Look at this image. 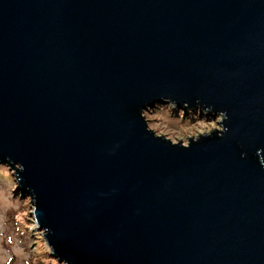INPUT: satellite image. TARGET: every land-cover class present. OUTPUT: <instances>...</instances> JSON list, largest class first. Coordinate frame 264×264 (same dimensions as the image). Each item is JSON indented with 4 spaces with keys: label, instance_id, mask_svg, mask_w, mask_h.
I'll list each match as a JSON object with an SVG mask.
<instances>
[{
    "label": "water",
    "instance_id": "95a60500",
    "mask_svg": "<svg viewBox=\"0 0 264 264\" xmlns=\"http://www.w3.org/2000/svg\"><path fill=\"white\" fill-rule=\"evenodd\" d=\"M164 97L229 131L154 138ZM9 158L69 264H264V0H0Z\"/></svg>",
    "mask_w": 264,
    "mask_h": 264
},
{
    "label": "clouds",
    "instance_id": "9594fccd",
    "mask_svg": "<svg viewBox=\"0 0 264 264\" xmlns=\"http://www.w3.org/2000/svg\"><path fill=\"white\" fill-rule=\"evenodd\" d=\"M193 110L187 101L182 107L169 97H164L163 102L155 104H146L139 111L140 118L144 121L145 130L152 133L154 138L162 139L170 143L173 147H181L189 149L193 143H199L202 138L210 137L214 132L223 137L229 131L225 127V121L229 120V116L225 111L216 113L215 118L209 119L208 115L212 112L211 106H199ZM178 109V111H177ZM187 110V112L185 111ZM174 112L176 114H174ZM172 122L179 124L183 132H178L176 135H168L161 131V127H171ZM262 150H257V155H260ZM245 154L241 153L243 157ZM260 164L264 167V158L260 159ZM23 166L18 162H13L8 159V162L0 161V264H8L9 253L17 257V264H28L31 253L19 247V241L14 240L13 245L9 248H4L5 229H6V213L10 210L19 211L21 204L24 205L26 215L23 217V224L17 223V229L21 234L29 233L32 237L31 243L40 249L39 255L44 257L45 264H69L67 259H62L55 255V247L47 239L49 235H54L50 229L32 228L33 209L36 210V194L34 190H29L28 195L23 192L17 194V190L22 182V177L19 175L22 172ZM15 197V199L13 198ZM15 235V233L13 234Z\"/></svg>",
    "mask_w": 264,
    "mask_h": 264
},
{
    "label": "rangeland",
    "instance_id": "374dc122",
    "mask_svg": "<svg viewBox=\"0 0 264 264\" xmlns=\"http://www.w3.org/2000/svg\"><path fill=\"white\" fill-rule=\"evenodd\" d=\"M179 109V107H178ZM177 109V111H178ZM187 112V110H185ZM174 114H176L174 112ZM209 119H213L211 114L208 115ZM161 131L164 133H167L168 135H176L178 132H183V129L179 127V124L176 122H172L171 127H161ZM21 192L17 190V194ZM15 199V197H13ZM6 229H5V241L3 243L4 248H9L13 245L14 240H18L19 247L16 249V251H19L20 248H23L25 251L31 253V256L28 260V264H45L44 257L39 255L40 249H36L35 252H33V249L36 248L34 244L31 243V235L27 232L24 234H21L17 229V223L23 224V217L26 215V212L24 211V205L21 204L19 211L16 210H10L6 214ZM32 228H36L34 217L32 221ZM15 233V235H13ZM8 264H17V257L14 255H11L9 253L8 258Z\"/></svg>",
    "mask_w": 264,
    "mask_h": 264
}]
</instances>
